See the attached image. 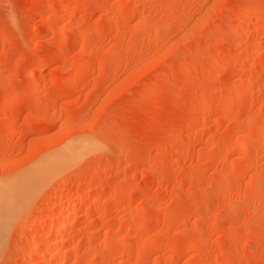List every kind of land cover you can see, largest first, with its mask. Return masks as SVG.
I'll list each match as a JSON object with an SVG mask.
<instances>
[{"label":"rangeland","instance_id":"rangeland-1","mask_svg":"<svg viewBox=\"0 0 264 264\" xmlns=\"http://www.w3.org/2000/svg\"><path fill=\"white\" fill-rule=\"evenodd\" d=\"M63 150L0 264H264V0H0L3 195Z\"/></svg>","mask_w":264,"mask_h":264},{"label":"bare ground","instance_id":"bare-ground-1","mask_svg":"<svg viewBox=\"0 0 264 264\" xmlns=\"http://www.w3.org/2000/svg\"><path fill=\"white\" fill-rule=\"evenodd\" d=\"M84 149L85 148H83V150ZM68 152L69 151H67V150L66 151L63 150L57 156H55V157L54 156L53 157L51 156V158L49 160H46L44 162V167H42V166L40 167L41 169H37L36 168V170L34 169L33 172L30 171L29 174H28L27 179L25 178V181L26 182L24 183V185L23 186H20L19 188H15L14 187L15 189L13 190L14 192H13V194H11V196H8L9 194H6L5 195V193L3 195V192L5 190L1 186L0 187V208H12V206H14L13 204H15L18 199H20V198L23 197L22 194L26 191V189H29V188H31L33 186L38 185V184H39V186H40V184L42 185V183L44 184V182L47 181L49 179V177L53 176L54 173H57L61 169V167L65 164L66 159H68V157L70 158V156H68L69 155ZM22 180H24V179H22ZM12 185L15 186L14 184H12ZM9 188H10V186H9ZM10 192H11V190H10ZM9 211L8 212H5L4 215L1 214V213H4V212H2V210L0 211V214H1L0 215V218H2L1 221H5V220L8 219L9 216H8L7 213H9ZM2 216H4V217H2ZM3 218H4V220H3ZM54 245H55L54 242H51V243L48 244V247L53 249Z\"/></svg>","mask_w":264,"mask_h":264}]
</instances>
